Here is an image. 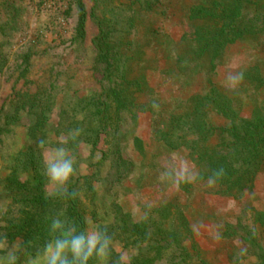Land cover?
I'll return each instance as SVG.
<instances>
[{
    "label": "trees",
    "instance_id": "16d2710c",
    "mask_svg": "<svg viewBox=\"0 0 264 264\" xmlns=\"http://www.w3.org/2000/svg\"><path fill=\"white\" fill-rule=\"evenodd\" d=\"M64 1L65 16L72 6L76 11L69 38L42 41L36 36L12 67L0 44V75L8 87L0 102V146L11 139L12 124L22 112L32 117L27 133L37 144L17 151L0 177V234L10 246L18 244L35 254L50 238L51 217L62 212L81 227L93 224L114 234L113 260L123 251L131 264H211L195 239L189 205L180 195L202 187L206 193L245 200L264 174V0ZM4 3L11 7L10 0ZM176 4L182 8L181 33L174 38L151 27V21ZM89 22L95 28L91 55L86 61H70L72 50L86 41ZM236 46L256 55L242 70L239 87L228 91L217 69ZM149 49L173 69L183 93L166 107H160L153 84L156 69ZM47 51L60 58L33 73L32 57ZM142 114L151 117L150 141L182 152L199 172L200 180L179 185L177 195L171 196L174 187L158 179L165 164L154 155L146 157L136 134ZM52 117L54 140L45 130ZM76 127L83 133L77 144L69 145L77 173L68 187L77 195L59 199L47 191L38 145L44 138L56 146ZM219 168L224 177L209 186V175ZM144 176L168 198L143 205L138 213L124 209L121 199L138 187L128 183L139 185ZM248 212V218L221 228V238L232 243L230 264H264V208L253 206ZM19 264H24L23 256Z\"/></svg>",
    "mask_w": 264,
    "mask_h": 264
},
{
    "label": "rangeland",
    "instance_id": "374dc122",
    "mask_svg": "<svg viewBox=\"0 0 264 264\" xmlns=\"http://www.w3.org/2000/svg\"><path fill=\"white\" fill-rule=\"evenodd\" d=\"M4 1L0 0V44L2 45L1 54L7 59L9 67H12L19 56L26 52L29 41H32L36 36H41L42 41H49L51 39L69 38L73 31L76 11L72 6L65 16L66 2L64 0H10L11 7H7L8 5ZM86 2L88 3L89 0ZM181 9L176 4L167 14L155 16L151 21V27L164 30L172 37L177 38L181 33ZM94 29L92 23L89 22L88 34L84 44L74 48L69 57L66 56L70 61L77 60V58L86 61L90 57L89 40L94 34ZM255 55L256 52L243 46H236L231 49L224 56L217 69L219 81L222 83L223 72L227 69L242 72ZM148 57L151 65L156 69L152 78L160 99V107H166L171 98L182 96L183 93L176 86L173 69L162 63L159 53L149 49ZM58 58H60L58 53L52 51L35 55L32 57V72L40 74ZM3 70L6 71L4 68ZM7 92L8 87L0 75V102ZM31 122L32 117L22 112L20 118L12 124L11 139H6L4 144L0 146V177L5 175L8 161L17 151L25 149L28 145H37L27 133V127ZM150 123L151 117L142 114L139 116L136 126V134L144 142L146 157L149 159L151 155H154L161 164H166L177 158L186 159L182 152L163 150L160 145L150 141L148 137ZM54 128L55 118L52 117L45 126L46 134L51 140H54ZM146 178L144 176L139 185L133 181L128 183L130 188L138 187L134 192L128 193L121 199L120 202L124 209L137 211L143 205H156L168 198L158 190L152 181H147L148 178ZM103 189V186L98 187L99 194L104 193ZM203 190L201 187L191 194L180 195L189 205L187 214L194 230L195 239L206 251L211 264H230L227 252L232 243L221 238V228L225 223L234 222L239 217L248 218L250 207L264 208V174L259 177L253 195L245 200L220 197ZM47 191L51 193L49 185H47ZM172 195H177L176 187H174ZM92 227H94L93 224Z\"/></svg>",
    "mask_w": 264,
    "mask_h": 264
},
{
    "label": "clouds",
    "instance_id": "9594fccd",
    "mask_svg": "<svg viewBox=\"0 0 264 264\" xmlns=\"http://www.w3.org/2000/svg\"><path fill=\"white\" fill-rule=\"evenodd\" d=\"M243 72L227 69L223 72L222 86L235 91L243 81ZM153 108L158 105L153 103ZM83 129H70L64 140L51 146L42 138L39 149L43 157L44 175L51 189V195L59 199L76 198L69 191V183L77 173L76 157L70 144H77ZM225 175L223 168L215 169L209 175L207 183L212 186ZM158 179L161 183L178 187L181 184L195 183L200 180L197 169L184 158H177L162 166ZM49 240L38 248L35 254L28 253L20 245H9L6 235L0 234V264H131L126 252H120L112 259L116 240L106 227H81L75 221L63 218V213L51 217L48 226Z\"/></svg>",
    "mask_w": 264,
    "mask_h": 264
}]
</instances>
